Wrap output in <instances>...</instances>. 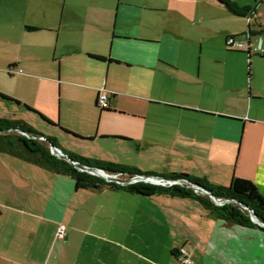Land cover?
Returning <instances> with one entry per match:
<instances>
[{"label":"crops","instance_id":"0c3cea01","mask_svg":"<svg viewBox=\"0 0 264 264\" xmlns=\"http://www.w3.org/2000/svg\"><path fill=\"white\" fill-rule=\"evenodd\" d=\"M222 1L0 0V120L80 160L207 188L246 179L264 198V54L226 48H264V0ZM258 226L195 198L78 189L0 153V264H181V248L195 264H264Z\"/></svg>","mask_w":264,"mask_h":264},{"label":"trees","instance_id":"16d2710c","mask_svg":"<svg viewBox=\"0 0 264 264\" xmlns=\"http://www.w3.org/2000/svg\"><path fill=\"white\" fill-rule=\"evenodd\" d=\"M220 1L225 6H229L227 2L222 0ZM41 117L45 119L42 115ZM19 131L26 132L33 137H40L25 123L0 120V153L10 154L24 159L30 163L48 168L58 174L69 176L76 181L78 189L100 188L103 185L110 184L101 178L79 172L69 161L64 158L52 156L50 149L51 144L54 145V143H52L49 139L46 142L39 141L37 139H28ZM71 158L78 162L82 167L86 166L92 169H102L106 173H134L116 165H106L98 162L80 160L74 157ZM169 179L186 180L190 183H193L194 185H200L199 183H195L194 181L190 180L186 175H173ZM110 185L113 187H118L115 184ZM127 189L131 192L146 196L167 194L183 198H195L196 200L200 201L206 210L216 218L245 227H259L258 224L252 221L251 211H253L262 222H264V198L261 196L258 187L253 182L246 179L233 178L228 187L211 186L207 188L217 198L234 200L237 202L236 204H224L223 206L216 205V203L207 195L196 194L194 190L188 186L164 188L138 184ZM242 204H246L249 210L245 211V209L242 207ZM176 253L177 252H175V256Z\"/></svg>","mask_w":264,"mask_h":264},{"label":"built area","instance_id":"2783aa9c","mask_svg":"<svg viewBox=\"0 0 264 264\" xmlns=\"http://www.w3.org/2000/svg\"><path fill=\"white\" fill-rule=\"evenodd\" d=\"M255 14L254 12H251L250 15L247 17L248 24H251L252 20L254 19ZM226 46L228 50H233V51H239V52H244L248 55V59L250 58L252 53H256L259 55L264 54V48L261 46H256L251 42L250 35H247L245 40H242L238 38L237 36H229L226 39ZM20 73L22 72L21 70L19 71ZM97 107L102 111V110H108L110 108V98L109 94L105 90H101L99 92L98 98H97ZM21 133V132H20ZM24 136L27 137V134L21 133ZM32 139L34 140H39V141H44L46 142L48 139L45 136H40V137H33ZM50 153L52 156L57 157V158H63V152L60 149H55L51 147ZM61 154V155H60ZM77 165L81 167L80 171L87 173L91 176L93 175L92 170H97V169H92L89 167H82L78 162H76ZM107 178L105 179L108 183L110 184H115L118 187L121 188H130L134 185H138L141 183H147L150 185H155L157 187H183V186H189V188L193 189L191 186V183H189L186 180H172V179H166V178H152L150 176H144V175H138L134 173H117V174H109L106 173ZM96 177V176H95ZM146 178V181H142V178ZM194 190V189H193ZM196 192V191H195ZM227 200V199H225ZM216 205L218 206H223L224 204L228 203H237L234 200H227L223 203H217L215 202ZM65 226H60L58 230V236L63 238L65 237ZM177 260L181 264H195L194 260L192 259L189 251L186 248H181L177 251L176 253Z\"/></svg>","mask_w":264,"mask_h":264},{"label":"water","instance_id":"95a60500","mask_svg":"<svg viewBox=\"0 0 264 264\" xmlns=\"http://www.w3.org/2000/svg\"><path fill=\"white\" fill-rule=\"evenodd\" d=\"M21 132V131H19ZM21 133H24V134H27V137L29 139H32L33 136H31L30 134L26 133V132H21ZM51 147L55 148V149H58L55 145L51 144ZM61 155V154H60ZM63 158L68 160L76 169H81V167L79 165H77L76 161L74 159H72L69 155L63 153ZM93 171V175L98 177V178H102V179H106L107 176H106V172L102 169H97V170H92ZM152 178H156V179H160L161 177H155V176H150ZM142 181H146V178H142ZM191 186L192 188L194 189V191H196L197 193H200L202 195H207L209 196L214 202H217V203H223L227 200L225 199H220V198H217L216 196H214L211 191L209 189H207L206 187L202 186V185H194L193 183H191ZM242 207L244 209H249L248 206L246 204H242ZM251 218H252V221L255 222L256 224L260 225L261 227H264V222L261 221V219L253 212L251 211Z\"/></svg>","mask_w":264,"mask_h":264},{"label":"rangeland","instance_id":"374dc122","mask_svg":"<svg viewBox=\"0 0 264 264\" xmlns=\"http://www.w3.org/2000/svg\"><path fill=\"white\" fill-rule=\"evenodd\" d=\"M226 48H227V46H226ZM228 49V48H227ZM100 110V109H99ZM90 149H92V151L93 152H98V150H96L95 148H93V147H91ZM93 154V153H92ZM68 161V160H67ZM79 172H81L79 169H77ZM84 173V172H83ZM109 174H111V173H109ZM142 184H147V183H142ZM147 185H149V186H152V187H157V186H155V185H150V184H147ZM165 188H167V187H165ZM228 204H236V203H228ZM249 209H245V211H248ZM62 226V225H61ZM66 229V228H65ZM66 231V230H65Z\"/></svg>","mask_w":264,"mask_h":264}]
</instances>
